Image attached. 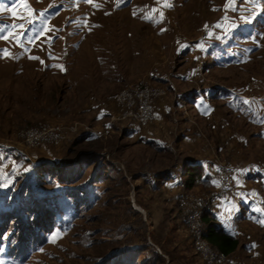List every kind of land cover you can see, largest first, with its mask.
<instances>
[{"label": "rangeland", "instance_id": "obj_1", "mask_svg": "<svg viewBox=\"0 0 264 264\" xmlns=\"http://www.w3.org/2000/svg\"><path fill=\"white\" fill-rule=\"evenodd\" d=\"M0 29V264H205L178 199L209 191L159 188L191 154L110 125L109 99L148 84L173 147L264 173V0H0Z\"/></svg>", "mask_w": 264, "mask_h": 264}, {"label": "crops", "instance_id": "obj_2", "mask_svg": "<svg viewBox=\"0 0 264 264\" xmlns=\"http://www.w3.org/2000/svg\"><path fill=\"white\" fill-rule=\"evenodd\" d=\"M193 97V94L192 96L189 95L185 97V101L187 102ZM168 105L169 103L165 99L156 100L153 120L150 123L138 125L136 129H132L130 126H124L123 129L129 134H135L134 137L138 135V139L141 137L150 139L160 149L170 151V149L174 150L175 147H179L177 151H185L191 154L190 158L186 159V163L179 167L175 166L173 171L167 173L164 181L159 183V188L163 190L167 200L175 204L179 196V189H173L172 184L178 183L179 188L181 185L186 188L188 182H184L182 179L187 181L189 176L186 172L191 171L192 166H197L201 170V179L208 180V187L202 185L195 187L205 192H211L219 188V181L212 177L213 173L223 165L214 158L213 154L204 152L209 144H204L199 133L187 135L182 133L183 130L176 128L178 134L175 138L181 133L179 136L181 142L174 147L170 141L163 138L160 131L168 128L163 122L165 120L164 113L170 110ZM173 105L178 107L176 102H173ZM186 130L191 132L194 129L187 128ZM245 169L229 171L226 190L216 200L213 208L204 218V222L208 226L222 229L237 242L235 250L226 256L225 264H264V173L251 171L250 167ZM166 191L169 193L166 194Z\"/></svg>", "mask_w": 264, "mask_h": 264}, {"label": "built area", "instance_id": "obj_3", "mask_svg": "<svg viewBox=\"0 0 264 264\" xmlns=\"http://www.w3.org/2000/svg\"><path fill=\"white\" fill-rule=\"evenodd\" d=\"M161 92L148 84L137 83L128 86L110 96L113 113H109V124L146 125L153 120L154 105ZM59 128L39 126L26 130L23 142L27 147L34 148L40 143H53L59 138ZM218 179L219 188L205 196H182L178 205L182 211V220L191 235L197 255L205 264H225L226 256L213 248L205 238L206 227L202 222L205 212L211 211L216 200L223 195L229 180V170L221 167L213 173Z\"/></svg>", "mask_w": 264, "mask_h": 264}, {"label": "trees", "instance_id": "obj_4", "mask_svg": "<svg viewBox=\"0 0 264 264\" xmlns=\"http://www.w3.org/2000/svg\"><path fill=\"white\" fill-rule=\"evenodd\" d=\"M186 174L189 176L187 178V186H190L194 182L197 185L208 187V180L205 178L201 179L202 172L197 166H192L191 171L186 172ZM207 213L205 212L202 216L203 223L206 227L205 238L213 248L217 249L224 256H227L235 250L237 242L222 229L206 225L204 218Z\"/></svg>", "mask_w": 264, "mask_h": 264}, {"label": "snow or ice", "instance_id": "obj_5", "mask_svg": "<svg viewBox=\"0 0 264 264\" xmlns=\"http://www.w3.org/2000/svg\"><path fill=\"white\" fill-rule=\"evenodd\" d=\"M85 2H90V0H85ZM21 27H22V25H21ZM0 31H2V29H0ZM0 38H6V37H0ZM0 51H5L6 52V50H0Z\"/></svg>", "mask_w": 264, "mask_h": 264}, {"label": "bare ground", "instance_id": "obj_6", "mask_svg": "<svg viewBox=\"0 0 264 264\" xmlns=\"http://www.w3.org/2000/svg\"><path fill=\"white\" fill-rule=\"evenodd\" d=\"M149 35V34H148Z\"/></svg>", "mask_w": 264, "mask_h": 264}]
</instances>
